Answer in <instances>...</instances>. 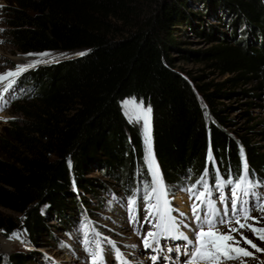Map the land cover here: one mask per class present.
Wrapping results in <instances>:
<instances>
[{
    "label": "trees",
    "instance_id": "16d2710c",
    "mask_svg": "<svg viewBox=\"0 0 264 264\" xmlns=\"http://www.w3.org/2000/svg\"><path fill=\"white\" fill-rule=\"evenodd\" d=\"M11 2L9 33L19 50L86 51L22 77L35 100L20 103L24 121L10 120L0 138V228L19 226L37 242L52 232L44 205L76 227L81 207L74 189L113 190L87 175L94 167L108 173L139 208L152 176L142 131L123 112L128 97L151 108L153 149L166 189L191 187L207 169L216 196L217 176L240 174L241 148L250 178L264 184V147L229 131L224 109H217L219 96L235 92L223 89L227 83L255 82L259 94L242 93L264 96V0ZM186 28L219 43L204 51L183 49L178 36ZM173 50L211 61L232 76L214 83L212 91L209 84L194 85L176 69ZM209 144L215 163L207 159ZM3 209L20 214V222ZM28 258L16 252L0 264H28Z\"/></svg>",
    "mask_w": 264,
    "mask_h": 264
},
{
    "label": "rangeland",
    "instance_id": "374dc122",
    "mask_svg": "<svg viewBox=\"0 0 264 264\" xmlns=\"http://www.w3.org/2000/svg\"><path fill=\"white\" fill-rule=\"evenodd\" d=\"M11 3V0H0V29H2L0 31V74L14 71L17 65H27L36 59H41V57L36 55H27L29 53H50V56L42 57V59L53 63L67 57L77 56L78 53L86 51L85 49L41 52H23L19 50L11 40L9 33L7 7ZM178 39L183 49L192 52L204 51L219 43L218 41H210L207 37L197 34L190 28H186L185 32L178 36ZM172 56L176 59V69L178 71L185 73L194 85L209 84V91L215 89L214 83L225 82L227 78L232 76L229 73H223L215 66L209 65L211 61H199L195 57L185 58L181 50H173ZM53 57H55V60H53ZM49 63L38 64L29 70ZM28 71L16 78L12 89L8 93H1L7 100V106L0 110V138L5 127L10 125V120L16 121V123L24 121L25 115L18 111L20 103L35 100L34 93L28 86H25L27 82L22 79ZM5 83L7 82H0V89L4 88ZM254 87L255 82H241L236 87H231L227 83L223 89L227 92H235L232 95L219 96L217 109H224L222 115L227 118L226 126L229 131L237 135L247 134L254 142L264 147V96L262 94L256 96L255 94L242 93V91H250L259 94V91L255 90ZM132 100H135L137 104L142 102L137 98L128 97L121 103L123 112L129 121H131V117L126 113H133V110L131 107L125 106V102ZM143 106L145 109L149 108L144 103ZM131 122L140 127L144 136L143 121ZM155 163L159 166L156 157ZM159 172L162 176L160 167ZM87 175L98 178L103 183H108L113 190L107 191L103 188H96L97 193L95 194L75 188L74 192L80 199L78 206L81 207V209L76 208L77 212L75 213L77 214L74 215L79 221L76 227L65 225L64 221L58 216L51 215L48 212L47 205L42 206V212L47 215L48 223L52 226V232L44 233L37 242L31 241L26 231L19 226H16L11 231L0 228V260L2 263H8L11 255L20 252L28 255V264H91L92 253L97 251L96 242L99 241L103 249L104 264H122L121 258L116 255L117 250L122 254L127 264H186L185 251L187 249L192 250V246L189 245L188 247L185 240L161 235L160 241L153 243L151 249H145L143 246L146 234L156 230L154 227L157 222L156 219L148 216L146 212L148 203H155V198L149 202L141 199L139 208L136 205V221H132L128 210L129 200L113 178L97 167H94ZM186 188H189V186H176L174 190H166L170 206L173 208L172 215L176 217L179 224L177 231L182 232L189 239H194V229H197L198 226L194 220L191 205L194 202L199 203V201L191 197V194L185 190ZM230 188L231 186H226L225 188V194L229 197H231ZM201 190H203L202 186H199L197 191ZM173 191L174 193H172ZM252 191L257 196L264 197V184L261 183L260 187ZM217 193H220V191ZM219 196L220 194H216V196H211V198L216 201L218 208L223 209L224 204L219 200ZM248 197L252 208L255 198L251 194ZM3 212L11 216L16 224L22 218L20 214L7 209H3ZM204 212L205 208L201 206L200 214L202 218L204 217ZM180 213H184V215L181 216ZM229 215H231L230 204ZM251 216L257 218L260 222L256 224L254 220H248V223L255 224L257 227H264V213L252 208ZM62 219L64 220V218ZM83 224L87 226L84 227ZM231 227H238V225L233 222ZM217 229L222 233H227L229 226L217 224ZM240 231L243 232L245 237L252 240L258 248L264 249V242L259 240L250 230L245 228ZM12 233H18L19 239H10L9 236ZM233 235L237 240L241 239L239 233H233ZM159 242L162 248L160 246L159 254H156L159 258L155 261L151 259L155 256L153 248H157L160 245ZM113 244L115 247H113ZM239 246L252 252L253 255L242 256L236 259L235 262L227 264H264V251L258 252L242 240Z\"/></svg>",
    "mask_w": 264,
    "mask_h": 264
},
{
    "label": "snow or ice",
    "instance_id": "6c2138e0",
    "mask_svg": "<svg viewBox=\"0 0 264 264\" xmlns=\"http://www.w3.org/2000/svg\"><path fill=\"white\" fill-rule=\"evenodd\" d=\"M2 31V29H0ZM29 56L36 55L41 59H36L27 65H17L14 71H8L5 74H0V82H7L3 88V93H8L17 77L22 73L28 71L30 68H34L41 63H49L50 61L42 59V57L50 56V53L27 54ZM63 55V54H62ZM77 55H84V53H78ZM55 60V57H53ZM7 106V100L3 94H0V110H3ZM125 106L131 107L133 113H126L130 115L131 121L140 122L143 121L144 143L146 149L145 161L148 165V170L151 173L152 181L150 188H145V195L143 199L152 201L155 198V203L149 202L146 208L147 215L154 217L156 223L154 227L158 229L157 232H148L143 240V246L145 249H151L153 243L158 242L160 235L173 237L175 239H182L187 241L188 245L192 246V251L189 260L186 264H222L223 261L237 259L241 255L244 257L252 256L253 253L247 251L245 248L240 247L241 240L250 245L256 251H264V249L258 248L252 240L243 235L241 229L247 228L250 230L259 240L264 242V227H257L255 224H250L248 220H254L256 224H259V220L251 216L252 208L264 213V197L257 196L254 191L255 188L261 186L260 181H253L250 178L248 171L247 159L243 156V149H240L242 157V169L235 179L231 178L223 179L217 176L216 186L220 191L219 200L223 202V209L216 207V201L211 199L212 189L209 187L206 177L208 171L205 169L203 175L197 180L191 187L185 190L191 194L199 203H193L191 205L192 214L197 224V229H194V239H189L182 232H178L179 224L176 217L172 215L173 208L170 206L168 200V192L164 186L163 178L159 172V166L155 163V154L152 147L151 139V124L150 113L151 108L145 109L143 103L137 104L135 100L126 101ZM207 159L215 163V157L212 154L211 144H209ZM197 185H201V191H197ZM226 186L230 188V207L231 218L229 217V197L224 194ZM251 194L255 198V202L252 208L249 207L247 199L242 197H248ZM137 201L135 198L128 201V210L130 213V219L136 221V208ZM201 206H204V217H201ZM181 216L184 213H180ZM234 218V219H233ZM243 221V222H242ZM238 225V227H231L232 223ZM217 224L228 225L229 230L227 233L218 231ZM233 233H239L241 239L237 240ZM10 239H19L18 233H12L9 236ZM87 243V241H85ZM113 247L115 245L113 244ZM97 251L92 253L91 264H104L103 249L100 246V242H96ZM90 251V250H89ZM187 254V253H186ZM116 255L121 258L122 264H127V261L123 259L122 254L117 250ZM152 260L157 258L153 256Z\"/></svg>",
    "mask_w": 264,
    "mask_h": 264
},
{
    "label": "bare ground",
    "instance_id": "6f19581e",
    "mask_svg": "<svg viewBox=\"0 0 264 264\" xmlns=\"http://www.w3.org/2000/svg\"><path fill=\"white\" fill-rule=\"evenodd\" d=\"M3 92V89H0V94ZM150 124H151V128H152V123L150 121Z\"/></svg>",
    "mask_w": 264,
    "mask_h": 264
}]
</instances>
